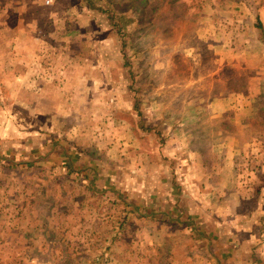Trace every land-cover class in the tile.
Here are the masks:
<instances>
[{
	"label": "rangeland",
	"instance_id": "374dc122",
	"mask_svg": "<svg viewBox=\"0 0 264 264\" xmlns=\"http://www.w3.org/2000/svg\"><path fill=\"white\" fill-rule=\"evenodd\" d=\"M0 264H264V0H0Z\"/></svg>",
	"mask_w": 264,
	"mask_h": 264
},
{
	"label": "trees",
	"instance_id": "16d2710c",
	"mask_svg": "<svg viewBox=\"0 0 264 264\" xmlns=\"http://www.w3.org/2000/svg\"><path fill=\"white\" fill-rule=\"evenodd\" d=\"M90 0H87L89 2ZM114 12L110 11V18H113Z\"/></svg>",
	"mask_w": 264,
	"mask_h": 264
}]
</instances>
